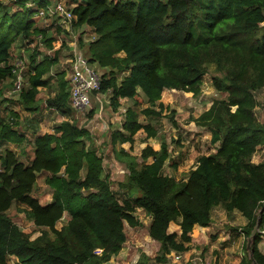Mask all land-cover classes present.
Here are the masks:
<instances>
[{"label": "trees", "instance_id": "16d2710c", "mask_svg": "<svg viewBox=\"0 0 264 264\" xmlns=\"http://www.w3.org/2000/svg\"><path fill=\"white\" fill-rule=\"evenodd\" d=\"M10 2L22 8L13 10L0 0V83L17 77L11 61L17 39L32 44L42 36L41 42L53 50L57 38L34 20L40 9H47V0H32L34 6L39 4L37 10L29 0ZM69 4L73 26H88L96 34L83 46L85 57L105 69L101 88L94 94L108 93L115 109L121 100L130 99L149 105L141 111L148 118H159L165 90L198 95L208 66L214 64L222 76L212 77L213 86L226 97L214 100L193 119L210 131L216 151L200 156L197 167L177 180L164 173L169 159L165 140L159 150L146 146L139 157L131 150H117L118 143H130L132 149L141 130L149 138L158 134L152 122H141L138 113L128 109L122 130L113 131L111 140L116 159L129 172L125 186L131 192L120 202L90 131L72 117L66 71L57 72L58 90L46 99V108L66 118L53 132L36 136L42 112L40 88L49 87V75L61 53L60 49L54 55L34 53L28 86L20 92L24 109L31 113L27 120L34 136L31 165L14 150L0 149V264H8L12 257L19 264H104L123 249L126 225H140L134 214L139 208L151 217L149 235L160 249L154 257L143 253L137 264H165L171 252L191 249L195 225L209 227L212 211L220 206L247 219L241 231L248 238L260 220L252 251L258 264H264L259 248L264 235V212L260 213L264 161H253L264 146V121L255 112L256 93L264 88V0H70ZM12 114V119L0 120V146L28 139L18 129V115ZM42 173L49 174L45 181L54 190L46 204L35 194ZM15 202L25 205L29 218L44 230L39 237L31 239L7 214ZM65 214L69 219L58 229ZM172 222L178 223L180 234L170 232ZM239 264H253L247 246Z\"/></svg>", "mask_w": 264, "mask_h": 264}, {"label": "rangeland", "instance_id": "374dc122", "mask_svg": "<svg viewBox=\"0 0 264 264\" xmlns=\"http://www.w3.org/2000/svg\"><path fill=\"white\" fill-rule=\"evenodd\" d=\"M7 6H11L13 10L19 11L22 6L14 4L10 0H1ZM28 1V0H26ZM32 0H29V2ZM46 7L53 6L55 3L62 1L69 7L70 0H47ZM39 4L33 5L32 8L36 9ZM35 23L41 28L51 29L55 36L54 48L48 49L41 41L42 36L35 39L32 44L19 38L16 40L12 48V65L17 69L16 75H22V87L17 89L16 78L8 79L0 83V120L6 121L12 119V113L18 114L21 126L19 130H23L28 135V139L20 144H16L17 153L23 158L27 165H31L32 159H28L32 154L33 148V133L27 122L29 115L25 114L24 107L20 100V92L23 87L28 86L29 79V65L31 56L34 53H48L54 55L56 50H59L60 61L55 65L50 73V84L47 88H40L38 95L39 104L42 105L43 120L40 124V134L45 132H53L54 127L60 124L66 117L61 115L54 109L46 108V99L54 95L58 90V81L56 74L59 71H66L67 77L69 72L70 62L74 57V46H80V52L86 53L87 43L95 40V35L87 30V26L76 28L72 23L61 24L59 17L52 15H45L44 17L35 16ZM60 29V31L57 30ZM85 35V37H84ZM82 40V46L80 42ZM92 39V40H90ZM89 40V41H86ZM39 58L41 56L39 55ZM102 76L104 70L98 69ZM214 75H221L216 69L214 64L208 66V73L203 78L202 90L198 95L192 92H185L182 90H165L161 99L164 104L163 114L159 118L150 119L144 114L142 110L147 108V103L137 105L134 100L123 99L118 109L111 105V98L108 93H95L92 97L91 106L85 110L74 109L72 117L77 124L81 127L87 128L91 133V143L99 149L104 158V174L110 176L112 189L117 194L120 202H124L128 198L129 188L125 186L128 176V170L125 163L119 161L115 157L112 149V132L115 130H122L123 122L127 118L128 109H132L138 113V119L143 123L152 122L158 128L156 137L149 138L144 131H139L136 134L135 142L131 149L130 143L117 144V150L124 148L131 150V153L140 156L142 150L150 145L155 149L161 148V143L165 140L169 146V159L165 163L164 173L173 176L175 179H185L189 172L197 165L200 156L207 155L215 152V147L210 144L211 133L203 126L196 124L193 118L198 117L202 112L208 109L214 100L226 97L225 93L219 92L215 89L212 83ZM256 99L258 106L255 109L259 120L264 121V88L257 91ZM159 109V105L156 106ZM20 112L22 116L18 113ZM10 114V115H9ZM28 116V117H27ZM172 117V118H171ZM16 120V119H15ZM22 144V145H21ZM23 146V147H22ZM26 147V148H25ZM27 151L24 154L21 151ZM259 159L263 160L264 150L259 151ZM152 158L149 159V162ZM139 162L142 160L139 158ZM47 173L40 174L35 194L41 199V203L46 204L52 201L54 190L47 185ZM129 190V191H128ZM131 192V191H130ZM136 195V192L131 193ZM26 206L15 202L12 207L7 211V214L13 221L26 233L29 234L31 239L39 237L44 231L37 227L34 222L29 218ZM135 216L141 221L137 227L126 225L127 241L121 252L113 256L107 264H137L140 256L144 253L150 257H154L159 251L160 243L154 241L149 235V224L151 217L147 215L142 209H137L134 213ZM69 215L65 214L64 217L57 223L56 227H61L66 224ZM243 217L239 215L228 214L223 207H217L213 212V221L210 229H197L193 230V241L191 243V251L189 252V259L195 260L194 264H239L242 256L245 254L246 246L248 245L249 238L244 234H236L233 228H240L243 226ZM176 226L171 224L170 230H174ZM197 228V227H196ZM49 233H51L49 231ZM51 236L54 235L51 233ZM261 248L264 250V235L260 242ZM8 264H19L15 257L10 258Z\"/></svg>", "mask_w": 264, "mask_h": 264}, {"label": "built area", "instance_id": "2783aa9c", "mask_svg": "<svg viewBox=\"0 0 264 264\" xmlns=\"http://www.w3.org/2000/svg\"><path fill=\"white\" fill-rule=\"evenodd\" d=\"M29 5H34L31 1ZM65 2L59 1L47 9H40L37 16L52 15L59 17L61 24L72 23L74 14ZM74 57L68 73V81L71 87L70 103L73 109L85 110L91 106L94 92L101 88V75L96 64L89 61L85 55L74 45ZM14 72H17L15 68ZM22 75H17L16 87H22ZM168 262L165 264H194L195 260L189 259L184 252H171L168 254Z\"/></svg>", "mask_w": 264, "mask_h": 264}, {"label": "crops", "instance_id": "0c3cea01", "mask_svg": "<svg viewBox=\"0 0 264 264\" xmlns=\"http://www.w3.org/2000/svg\"><path fill=\"white\" fill-rule=\"evenodd\" d=\"M88 27V26H87ZM89 28L90 27H88L87 28V30L88 31H90L89 30ZM91 29V28H90ZM91 33H93L94 35H96L94 32H92V30H91ZM84 37H85V35H84ZM90 40H92V39H90ZM86 41H89V40H86ZM93 41V40H92ZM91 42V41H90ZM89 42V43H90ZM89 43H87V44H89ZM73 46L75 45V44H72ZM77 49L79 50L80 49V46L79 47H77ZM83 53V52H82ZM84 54V53H83ZM99 69V68H98ZM171 91H176V90H171ZM55 94V93H54ZM25 110V109H24ZM207 110V109H206ZM25 112V114H27V115H29L30 117H31V113L30 112H28L27 110H25L24 111ZM19 114H20V116H22V114L20 113V112H18ZM0 114H2V112H0ZM10 115V114H9ZM18 115V114H17ZM28 117V116H27ZM29 118V117H28ZM19 120H21L20 118H19ZM42 120H43V113L41 112V116H40V123H39V128H38V130H37V132H36V136H40V135H43V134H40V132H39V130H40V124L42 123ZM45 133H47V132H45ZM44 133V134H45ZM49 133H51V132H49ZM16 144H20V143H13V142H6L5 144H3V145H1L0 146V149L1 148H5V147H8V148H10V149H12V150H14L16 153H17V147L15 148V146H16ZM22 145V144H21ZM23 147V146H22ZM26 148V147H25ZM262 150H264V146H261V147H259V149L257 150V152L255 153V155L253 156V161L255 162V163H259V162H261V161H264V158H263V160H260L259 159V156H258V154H259V151H262ZM21 151L24 153V154H26V152L28 151H23V149L21 148ZM215 151H216V149H215ZM17 155H18V153H17ZM27 155V154H26ZM26 155H23V158H26ZM33 155H34V147L32 148V154L29 156V160L30 159H32L33 158ZM19 156V155H18ZM21 159H23L21 156H19ZM23 160H25V159H23ZM196 167H197V165H196ZM195 167V168H196ZM194 168V169H195ZM48 174V173H47ZM216 209V208H215ZM214 209V210H215ZM214 210L212 211V218H213V212H214ZM228 213V212H227ZM228 214H230V215H239V216H241V217H243V226L244 225H246L247 224V219L244 217V216H242L241 215V213H239V212H233V213H228ZM151 219V218H150ZM141 222V221H140ZM150 223H151V221H150ZM172 223H174V225L176 226V228H174V230H170V228H169V230H170V232H177L178 234H180L181 233V229H180V226L178 225V223L177 222H172ZM171 223V224H172ZM150 225V224H149ZM212 225V224H211ZM210 225V226H211ZM171 226V225H170ZM210 226L209 227H203V226H200V225H198V224H196L195 225V227H194V229H197L199 232L201 231V229H210ZM243 226H241L240 228H238V227H235V228H233V231L236 233V234H244L242 231H241V228L243 227ZM197 227V228H196ZM193 229V230H194ZM154 240V239H153ZM154 241H156V240H154ZM158 242V241H157ZM124 248V247H123ZM160 248V247H159ZM259 248H260V250L264 253V250L261 248V244H259ZM191 249H192V247H191ZM191 249L190 250H188V251H186V252H184L185 253V255L188 257L189 255V252L191 251ZM112 259V258H111ZM138 262V261H137ZM107 263H109V261L108 262H106V263H104V264H107Z\"/></svg>", "mask_w": 264, "mask_h": 264}, {"label": "water", "instance_id": "95a60500", "mask_svg": "<svg viewBox=\"0 0 264 264\" xmlns=\"http://www.w3.org/2000/svg\"><path fill=\"white\" fill-rule=\"evenodd\" d=\"M264 212V206L262 207V209L260 210V213H263ZM259 226H260V220L258 221L257 225L255 226V228L253 229L250 237H249V242H248V245H247V248L249 249L250 251V256L252 258V261H253V264H258L257 260L254 258L253 256V251H252V243H253V239L256 235V232L259 230Z\"/></svg>", "mask_w": 264, "mask_h": 264}]
</instances>
